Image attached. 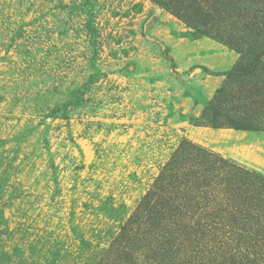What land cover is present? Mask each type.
<instances>
[{"label": "rangeland", "instance_id": "obj_1", "mask_svg": "<svg viewBox=\"0 0 264 264\" xmlns=\"http://www.w3.org/2000/svg\"><path fill=\"white\" fill-rule=\"evenodd\" d=\"M172 2L190 20L151 0H0V264H146L117 240L184 141L264 175V131L196 124L224 85L228 110L258 108L264 69L226 74L264 51V0Z\"/></svg>", "mask_w": 264, "mask_h": 264}, {"label": "trees", "instance_id": "obj_2", "mask_svg": "<svg viewBox=\"0 0 264 264\" xmlns=\"http://www.w3.org/2000/svg\"><path fill=\"white\" fill-rule=\"evenodd\" d=\"M151 1L190 20L172 0ZM239 50L243 59L247 57L244 49ZM163 54L174 67L169 53ZM262 60L263 50L226 76L252 79L264 69ZM252 88L257 90L258 108L247 99L228 110L230 93L224 85L196 124L264 131V81ZM178 148L117 243L126 240L134 250L140 245L146 264H264V175L186 141ZM134 250L126 247L129 260Z\"/></svg>", "mask_w": 264, "mask_h": 264}]
</instances>
